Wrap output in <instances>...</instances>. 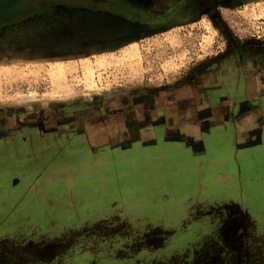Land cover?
Here are the masks:
<instances>
[{"label":"rangeland","instance_id":"1","mask_svg":"<svg viewBox=\"0 0 264 264\" xmlns=\"http://www.w3.org/2000/svg\"><path fill=\"white\" fill-rule=\"evenodd\" d=\"M187 1L154 24L60 3L0 24V264H264V0ZM183 145L195 170L153 172ZM29 239L49 244L21 263Z\"/></svg>","mask_w":264,"mask_h":264},{"label":"flooded vegetation","instance_id":"2","mask_svg":"<svg viewBox=\"0 0 264 264\" xmlns=\"http://www.w3.org/2000/svg\"><path fill=\"white\" fill-rule=\"evenodd\" d=\"M11 2L15 5L17 4L18 8L14 12L10 11L7 15L0 17V24L6 21H17V20L19 21V20H23L24 18H31L29 16L36 13L38 14L40 13V10H42L41 8L38 7L41 3H43V6L45 5V7L46 5H52L55 3L65 4L67 6L83 5L84 7L90 6L92 4L100 9L110 10L114 13H118L127 18L139 20L142 22H147L149 24L166 22L175 19L176 16L180 15L178 11H182L183 8L188 5L187 0H159V2H157L156 4H151L152 0L151 1L147 0V2L143 4L134 3L133 1H128V0H12ZM7 3L9 4V1H7ZM0 9L4 10L3 8ZM174 12H177V14ZM22 199H23V207L21 206L20 212L22 214H25L24 215L25 218L27 217L26 214H30L29 216H31L32 219H34V223H37V220L38 221L42 220L43 211H44L43 209L45 207H42V201L40 196L35 193V195H24ZM59 209L60 208L58 206L56 207L54 206L51 209H49L48 213H52L50 212V210H52L53 213L57 215L65 214V216L68 217V219L71 221L78 217L77 213H73L72 211L60 213ZM97 210L100 209L97 208ZM111 227L114 230L113 236H115L113 240L120 239L122 237V233L118 230L117 224H114ZM87 233H88L87 231H84L79 234L80 237L76 236V238H81L83 235L87 236ZM75 234L77 233H68L67 237H63V238L61 237L60 239H58V241H55L54 243L59 247L66 244L68 245V242H75L76 238L73 236ZM100 239L101 240L103 239L105 241L104 237H101ZM137 241L139 242L140 240L138 239ZM75 243L79 244L80 242L76 241ZM47 244H49L48 240L44 241L43 239L40 240L29 239L28 241L26 240L22 242L21 247L23 246L27 247L25 248L26 249L25 251L27 252L22 255L21 263L26 261V258L29 257L28 255L30 253L31 254L35 253V256L37 257L36 254H38L39 251L41 252L42 248ZM77 250H78V246L74 248V251ZM81 250L83 249L81 248ZM78 253H80V251ZM94 255L96 256V253H94ZM182 257L183 256L179 257L177 260L174 261H177L180 264L188 261L187 258L185 257L182 258ZM192 258H190L189 260L191 262L192 261L195 262V264H207V262H209L208 264H219L217 263L218 262L217 259L208 258L204 260L202 259V257L200 258L197 256L195 259ZM0 259H5V258L3 256L2 257L0 256ZM168 260L166 261L163 259L162 261L158 260V262L160 264L162 263L169 264ZM152 261L153 259H149L147 264H154ZM134 262L139 264L138 258L134 259Z\"/></svg>","mask_w":264,"mask_h":264},{"label":"crops","instance_id":"3","mask_svg":"<svg viewBox=\"0 0 264 264\" xmlns=\"http://www.w3.org/2000/svg\"><path fill=\"white\" fill-rule=\"evenodd\" d=\"M187 132H191V131L189 130ZM263 136H264V134H263ZM263 136H262V140L258 144V148H261V147L264 146V137ZM181 148H184V149H181ZM181 148H176V147H173V146H169V147L167 146L166 148H163V149H160V150H156L155 154L158 156V161L153 163V166H152L153 167V172H154V167H155L156 163H161L162 165H166L165 169H168L167 167H169V169H171L168 174L165 172L166 175L168 177L169 176L172 177L174 183L178 184L179 180H180L179 178H181V174H182L181 173L182 170L177 167L178 165H181L183 163L185 166H189L190 168L192 167L191 169H189L190 172H191V170H195L196 169V162L195 161L189 162V161H192V159H195L197 161L198 157H194V154L191 153V151L188 150V149L187 150L190 151V152H188V154L190 156H188L186 153L184 155H180V156L176 155V154H179V153H176L177 151L178 152L186 151V148H188V147L186 145H183ZM179 157H180V159H179ZM137 161L138 160H133L132 163H136ZM157 165H160V164H157ZM171 165H173V166H171ZM136 173H138V172H136ZM141 174H142L141 175V179L143 181L149 183V181H150V178H149L150 173L148 174L147 172H142ZM199 174H201V173L196 170L194 175H199ZM145 175H146V177H145ZM102 181H103L104 184L106 182H108L109 184H112L111 187L117 186L118 182H119L118 181V177H116V176L115 177L106 178V179L103 178ZM149 186H152V185L150 184ZM150 191L152 193H149L150 194L149 196H151V197L155 196V194H154L155 191H154L153 186H152Z\"/></svg>","mask_w":264,"mask_h":264},{"label":"water","instance_id":"4","mask_svg":"<svg viewBox=\"0 0 264 264\" xmlns=\"http://www.w3.org/2000/svg\"><path fill=\"white\" fill-rule=\"evenodd\" d=\"M7 1H9V4L7 3ZM11 1L12 0H0V8L4 9H0V17L7 15L10 11L14 12L15 10H17V4L15 5Z\"/></svg>","mask_w":264,"mask_h":264}]
</instances>
